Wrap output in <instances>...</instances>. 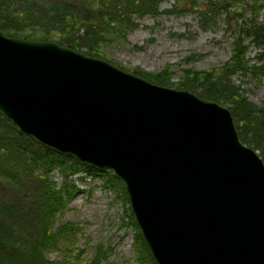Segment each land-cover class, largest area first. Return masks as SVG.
Returning <instances> with one entry per match:
<instances>
[{"label": "water", "instance_id": "obj_1", "mask_svg": "<svg viewBox=\"0 0 264 264\" xmlns=\"http://www.w3.org/2000/svg\"><path fill=\"white\" fill-rule=\"evenodd\" d=\"M0 115L117 178L154 264H264V162L227 107L0 30Z\"/></svg>", "mask_w": 264, "mask_h": 264}, {"label": "trees", "instance_id": "obj_2", "mask_svg": "<svg viewBox=\"0 0 264 264\" xmlns=\"http://www.w3.org/2000/svg\"><path fill=\"white\" fill-rule=\"evenodd\" d=\"M251 1L253 13L264 0H177L162 13L199 11L207 20L228 14L234 4ZM259 1V2H258ZM202 2V4H199ZM160 0H0V30L9 37L31 41H51L88 56L103 58L100 45L113 38L124 39L136 27L133 19L158 14ZM258 3V4H257ZM257 4V6H255ZM196 9V10H195ZM234 14V13H233ZM236 14V13H235ZM238 25L230 58L219 68L182 70L176 84L170 82L167 68L156 73L135 72L152 83L187 90L229 109L241 142L254 150L264 162V107H256L234 87L231 76L239 74L264 78V52L246 59L249 46L264 47V23L256 16ZM54 33L55 35H53ZM249 40V42H246ZM55 170L63 178L57 188L50 175ZM84 174L109 178L124 199L125 218L135 231L140 264H154L129 213L122 184L110 173H100L77 164L74 158L58 155L21 136L0 115V264H103L108 249L101 244L89 258H82L76 246L79 225L67 222L53 227L57 214L79 193L70 179ZM50 251L61 252L60 262L46 258ZM73 253H76L73 255Z\"/></svg>", "mask_w": 264, "mask_h": 264}, {"label": "rangeland", "instance_id": "obj_3", "mask_svg": "<svg viewBox=\"0 0 264 264\" xmlns=\"http://www.w3.org/2000/svg\"><path fill=\"white\" fill-rule=\"evenodd\" d=\"M262 2L259 4L263 7L257 14L253 13V4L248 1L243 5H231L228 14L213 15L212 20H207L199 11L162 13L172 9L177 0H160L158 14L134 16L136 27L128 31L124 39L113 38L101 44L99 52L102 59L133 73L156 74L167 68L171 73L170 82L176 84L183 76L182 70L205 71L222 66L230 58L237 27L243 23L236 14L242 13L247 21L255 15L257 21L264 23ZM263 52V46L249 44L245 57L250 64H255V56ZM231 81L249 102L256 107H264L263 77L259 80L236 74L231 76ZM50 181L59 188L64 180L55 170ZM70 181L79 193L56 215L53 227L67 222L79 225L75 243L82 250V258H89L93 248L101 244L108 249L107 260L103 264H140L135 231L124 216L126 206L119 189L107 177L77 174ZM45 255L53 262H60L64 257L56 251Z\"/></svg>", "mask_w": 264, "mask_h": 264}]
</instances>
